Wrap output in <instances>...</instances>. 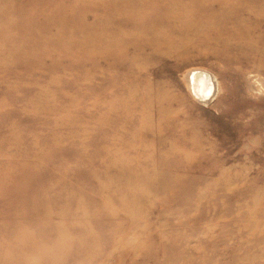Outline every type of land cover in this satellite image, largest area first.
<instances>
[{
    "label": "rangeland",
    "instance_id": "1",
    "mask_svg": "<svg viewBox=\"0 0 264 264\" xmlns=\"http://www.w3.org/2000/svg\"><path fill=\"white\" fill-rule=\"evenodd\" d=\"M0 264H264V0H0Z\"/></svg>",
    "mask_w": 264,
    "mask_h": 264
},
{
    "label": "bare ground",
    "instance_id": "2",
    "mask_svg": "<svg viewBox=\"0 0 264 264\" xmlns=\"http://www.w3.org/2000/svg\"><path fill=\"white\" fill-rule=\"evenodd\" d=\"M229 22H230V20H229ZM202 31H203V28H202ZM229 42H231V40ZM225 44H227V43H225ZM229 49H230V47H229ZM216 54H217V52H216ZM212 78H214V77L213 76L212 77L209 76L207 74L206 70H199L198 69V70L190 71V73H189V78H188L189 81L187 82L188 83L187 85L189 87V90H190V92H192L193 96L195 98H197V100L198 99L201 100L202 103H205V104L210 103L213 100V98H215V96L217 95V91L219 89L217 88V85H216L217 83ZM135 162H137V161L136 160L133 161V164ZM122 163H123V161H116L115 164H117L120 167H122V165L125 164V163H123V164ZM123 168H125V167H123ZM119 171L121 173H124L125 172V169L119 170ZM127 173H130V172H125L124 173L125 176L127 177V183H130L131 184L135 180H137V181L140 180L138 176L128 175ZM144 181L145 180H143V182ZM144 183H146V182H144ZM144 183H143V185H145Z\"/></svg>",
    "mask_w": 264,
    "mask_h": 264
}]
</instances>
